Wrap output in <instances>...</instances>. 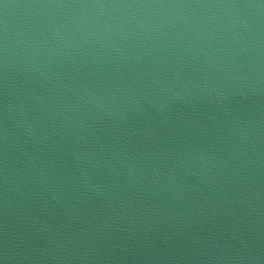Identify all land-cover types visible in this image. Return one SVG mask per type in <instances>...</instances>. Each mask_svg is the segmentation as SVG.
Returning <instances> with one entry per match:
<instances>
[{"label": "water", "instance_id": "95a60500", "mask_svg": "<svg viewBox=\"0 0 264 264\" xmlns=\"http://www.w3.org/2000/svg\"><path fill=\"white\" fill-rule=\"evenodd\" d=\"M0 264H264V0H0Z\"/></svg>", "mask_w": 264, "mask_h": 264}]
</instances>
